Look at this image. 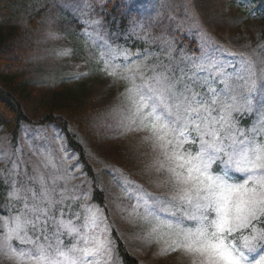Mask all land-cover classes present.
I'll list each match as a JSON object with an SVG mask.
<instances>
[{
  "label": "snow or ice",
  "instance_id": "snow-or-ice-1",
  "mask_svg": "<svg viewBox=\"0 0 264 264\" xmlns=\"http://www.w3.org/2000/svg\"><path fill=\"white\" fill-rule=\"evenodd\" d=\"M105 55L111 57L112 50L106 47ZM124 55L131 54L125 50ZM143 59L124 64L129 75L123 77L128 82L122 95L151 147L150 170L170 189L167 197L142 190L138 197L155 221L154 231L164 229L174 237L170 250L183 252L188 264H264V113L259 111L264 100L251 62L241 57L237 69L208 54L170 55L167 62L151 65ZM110 65L109 59L106 74L117 76L120 66ZM218 82L225 87H214ZM241 116L253 117L251 127L242 126ZM54 179L67 182L68 177ZM69 192L65 188L55 198L43 177L39 193L21 182L12 197L23 199L24 207L0 225V256L11 264H115L116 249L99 208L83 204L78 205L83 212L73 211L69 203L66 216V202L89 197ZM15 241L31 247H17Z\"/></svg>",
  "mask_w": 264,
  "mask_h": 264
},
{
  "label": "rangeland",
  "instance_id": "rangeland-1",
  "mask_svg": "<svg viewBox=\"0 0 264 264\" xmlns=\"http://www.w3.org/2000/svg\"><path fill=\"white\" fill-rule=\"evenodd\" d=\"M111 0H76L70 4V12L83 26L76 34L63 32L54 34V38L43 35L39 46L28 59L24 68L23 82L18 99L23 105L30 123L24 124L16 144H11L3 130H0V187L2 188L5 213L0 215V225L7 216L16 214L24 207L23 199H13L12 192L22 182L26 189L40 190V177L49 189H55V198L65 188L69 195L89 193L87 200L70 203L73 211H81L78 205L91 204L99 208L108 227L112 245L116 249L115 264H121L117 255L114 235L118 236L127 249L139 260L140 264H188L186 255L181 251H171L169 245L174 237L164 229L154 231L155 221L146 216L138 197L143 193L149 196L167 197L169 187L165 179L150 170L153 153L145 141V132L137 130L133 116L128 111V101L122 95L123 79L129 75L124 69L127 60L141 61L151 65L164 62L170 56L169 46L174 48V39L166 38L163 43L165 55L144 52L142 45L148 41L147 31L138 28L132 40L125 39L116 43L108 41L99 32L97 19L91 14L93 5H100ZM193 5L192 0H123L127 8L140 15V19L158 20L161 10L166 9L181 34H188L198 41L197 53L188 57L196 59L203 54L219 57L231 68H239L242 59L250 61L257 77L259 99L264 100V0H199ZM181 15V16H180ZM256 45L253 50L251 47ZM112 50V56L105 55V48ZM129 55L126 59L124 51ZM172 52V51H171ZM163 53V52H162ZM182 52H180L181 54ZM179 54V55H180ZM111 60V66H120L118 75L110 77L105 71V62ZM135 68L136 65L131 66ZM229 83L242 85V81ZM66 87L75 90L74 98L83 105L92 104L95 114L100 112L102 122L107 128L119 131L122 139L109 138L93 148L101 157V181L104 191L111 197L108 206L98 207L91 200L90 184L84 176L76 156L68 149L61 133L53 126H41L39 121L47 113L51 99L61 101L65 97ZM214 87L223 88L218 82ZM241 91H245L241 88ZM60 95V96H59ZM58 96V97H57ZM72 99V98H71ZM92 99L95 103H92ZM264 113V107L259 109ZM242 126L251 127L253 117L241 116ZM59 135L61 139H56ZM128 135L135 138L143 147L140 156H132L131 145L134 139H124ZM19 164L17 169L13 163ZM79 164L80 167L76 168ZM55 177H68L54 179ZM25 192L20 196L24 197ZM30 197V193H27ZM30 203V200H29ZM159 215L168 219L166 211ZM59 215V211H57ZM188 223H194L189 221ZM2 230V229H0ZM86 232V235H90ZM17 247H31L20 245ZM0 264H11L5 256H0Z\"/></svg>",
  "mask_w": 264,
  "mask_h": 264
},
{
  "label": "trees",
  "instance_id": "trees-1",
  "mask_svg": "<svg viewBox=\"0 0 264 264\" xmlns=\"http://www.w3.org/2000/svg\"><path fill=\"white\" fill-rule=\"evenodd\" d=\"M75 1L0 0V130L4 131L13 144H16L22 126L30 123L18 99L26 63L39 46L43 35L49 36L50 32L57 35L63 32L76 34L82 30L83 26L69 10L70 4ZM199 2L192 0L193 5ZM90 10L97 21L102 22V26L97 24L99 32L111 43L132 40L135 31L140 27L148 34L147 43L141 46L143 51L165 55L163 43L170 37L175 43L171 56H179L180 52L197 53V40L188 34H181L177 28L178 19H171L166 9L161 10L162 17L156 21L140 19V15L130 11L123 0L93 5ZM256 47L253 45L251 49ZM168 58L166 57L164 62H167ZM62 91H65V97L61 101L51 99L47 113L41 118L39 125L53 126L61 133L89 181L92 202L98 207L108 206L111 197L102 186V156L93 146L103 143L108 136L113 138L115 134L118 139L123 136H119V131L109 129L103 124L104 119L99 111L94 113L96 111L92 110V104L87 107L82 101L75 99L74 88L66 87ZM92 103H95L93 99ZM128 136L124 139L135 140L134 137ZM130 148L134 157L143 152L142 145L136 143V140ZM1 208L5 209V205L0 187V210ZM114 238L121 264H140L137 256L127 249L124 242L116 235Z\"/></svg>",
  "mask_w": 264,
  "mask_h": 264
},
{
  "label": "bare ground",
  "instance_id": "bare-ground-1",
  "mask_svg": "<svg viewBox=\"0 0 264 264\" xmlns=\"http://www.w3.org/2000/svg\"><path fill=\"white\" fill-rule=\"evenodd\" d=\"M7 136V135H6ZM7 139L9 140V142L11 143V144H13V142H11V140L8 138V136H7ZM5 209H3V208H1V210H0V215H2V214H4L5 212Z\"/></svg>",
  "mask_w": 264,
  "mask_h": 264
}]
</instances>
